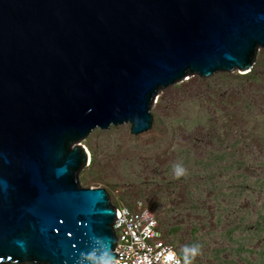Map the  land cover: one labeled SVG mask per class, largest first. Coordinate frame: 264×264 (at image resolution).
<instances>
[{
    "label": "water",
    "instance_id": "obj_1",
    "mask_svg": "<svg viewBox=\"0 0 264 264\" xmlns=\"http://www.w3.org/2000/svg\"><path fill=\"white\" fill-rule=\"evenodd\" d=\"M262 49L264 0H0V264L116 262L83 143L150 131L164 89L248 74Z\"/></svg>",
    "mask_w": 264,
    "mask_h": 264
},
{
    "label": "rangeland",
    "instance_id": "obj_2",
    "mask_svg": "<svg viewBox=\"0 0 264 264\" xmlns=\"http://www.w3.org/2000/svg\"><path fill=\"white\" fill-rule=\"evenodd\" d=\"M263 73L188 77L160 93L150 131H95L82 186L106 189L114 205L144 202L179 255L198 246L191 264H264Z\"/></svg>",
    "mask_w": 264,
    "mask_h": 264
},
{
    "label": "built area",
    "instance_id": "obj_3",
    "mask_svg": "<svg viewBox=\"0 0 264 264\" xmlns=\"http://www.w3.org/2000/svg\"><path fill=\"white\" fill-rule=\"evenodd\" d=\"M117 208L118 258L112 264H185L176 248L165 240L153 209L142 201L135 209L122 203Z\"/></svg>",
    "mask_w": 264,
    "mask_h": 264
},
{
    "label": "clouds",
    "instance_id": "obj_4",
    "mask_svg": "<svg viewBox=\"0 0 264 264\" xmlns=\"http://www.w3.org/2000/svg\"><path fill=\"white\" fill-rule=\"evenodd\" d=\"M90 151V150H89ZM91 153V152H90ZM92 155V154H91ZM92 161H93V158H92ZM92 164V163H91ZM91 164H90V166H91ZM89 166V167H90ZM88 168V167H87ZM185 169L182 167V166H180V165H176L175 167H174V172H175V175H176V177L177 178H179V177H181V176H183L184 174H185ZM116 206H119V205H116ZM183 252H184V254H185V264H191V260H192V258H194L197 254H198V252H199V248H198V246H192V247H185L184 249H183Z\"/></svg>",
    "mask_w": 264,
    "mask_h": 264
},
{
    "label": "trees",
    "instance_id": "obj_5",
    "mask_svg": "<svg viewBox=\"0 0 264 264\" xmlns=\"http://www.w3.org/2000/svg\"><path fill=\"white\" fill-rule=\"evenodd\" d=\"M264 67H263V64H261V63H258L257 62V64H256V66L254 67V69H253V71H251L250 73H248V74H241L242 76H243V78H245V79H251V80H259V78H260V75H261V73H262V71L264 70L263 69ZM263 69V70H262ZM264 74V73H263ZM258 157H260V155H258ZM257 157V158H258ZM255 161H257V159L255 160ZM94 164V162H92V166H94L93 165ZM95 164H96V162H95ZM91 167V166H90ZM89 168V167H88ZM131 208V207H130ZM132 209H134V208H132ZM158 218V217H157ZM159 219V218H158ZM160 221V220H159ZM160 224V223H159ZM180 256H182L184 259H185V254H184V252L182 251V252H180Z\"/></svg>",
    "mask_w": 264,
    "mask_h": 264
}]
</instances>
